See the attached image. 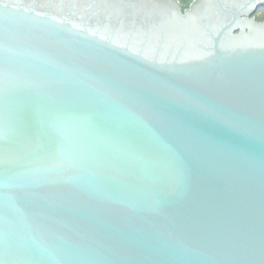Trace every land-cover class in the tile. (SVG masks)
I'll return each instance as SVG.
<instances>
[{"label": "water", "instance_id": "water-1", "mask_svg": "<svg viewBox=\"0 0 264 264\" xmlns=\"http://www.w3.org/2000/svg\"><path fill=\"white\" fill-rule=\"evenodd\" d=\"M104 1L0 0V264H264V0Z\"/></svg>", "mask_w": 264, "mask_h": 264}, {"label": "flooded vegetation", "instance_id": "flooded-vegetation-1", "mask_svg": "<svg viewBox=\"0 0 264 264\" xmlns=\"http://www.w3.org/2000/svg\"><path fill=\"white\" fill-rule=\"evenodd\" d=\"M10 1L8 3L15 8L34 11L37 15L47 16L56 21L68 20L72 25L79 28L85 26L88 31L98 35H108V28H114V26L117 28L124 26L126 33L135 31L137 26L146 28L149 22L144 20L145 17L149 18V16L155 14L152 11V14H148V16H140L138 9L136 11H128L126 7L122 6L121 15L114 16L112 12L118 6L116 4H108L104 0H21L17 4L12 2L13 0ZM260 3L257 4V7ZM224 5L227 6L226 3Z\"/></svg>", "mask_w": 264, "mask_h": 264}, {"label": "trees", "instance_id": "trees-1", "mask_svg": "<svg viewBox=\"0 0 264 264\" xmlns=\"http://www.w3.org/2000/svg\"><path fill=\"white\" fill-rule=\"evenodd\" d=\"M193 1L194 0H178V2L182 5L184 10L188 9L190 3H192ZM262 2L258 7L255 8V14L253 16L255 21L259 23H264V2L263 3Z\"/></svg>", "mask_w": 264, "mask_h": 264}, {"label": "rangeland", "instance_id": "rangeland-1", "mask_svg": "<svg viewBox=\"0 0 264 264\" xmlns=\"http://www.w3.org/2000/svg\"><path fill=\"white\" fill-rule=\"evenodd\" d=\"M176 2H178V0H175ZM195 1V0H194ZM193 1V2H194ZM193 2L192 3H190V6L188 7V9H186V10H190V8H191V6H192V4H193ZM179 3V2H178ZM180 4V3H179ZM257 7V4H255L254 5V9L247 15V19H251V18H253L254 19V14H255V8ZM186 10H184V8L182 7V5L180 4V13L181 14H184L185 13V11ZM254 11V12H253ZM254 23H256V24H258L259 22H256L255 21V19H254ZM234 33H236V32H234Z\"/></svg>", "mask_w": 264, "mask_h": 264}, {"label": "bare ground", "instance_id": "bare-ground-1", "mask_svg": "<svg viewBox=\"0 0 264 264\" xmlns=\"http://www.w3.org/2000/svg\"><path fill=\"white\" fill-rule=\"evenodd\" d=\"M246 33H247V31L244 30V34H246Z\"/></svg>", "mask_w": 264, "mask_h": 264}]
</instances>
